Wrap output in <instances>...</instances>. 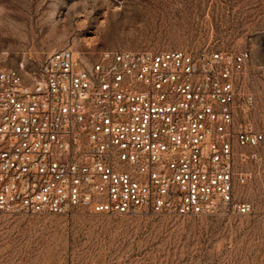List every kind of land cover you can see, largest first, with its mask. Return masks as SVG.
<instances>
[{
    "label": "built area",
    "instance_id": "2783aa9c",
    "mask_svg": "<svg viewBox=\"0 0 264 264\" xmlns=\"http://www.w3.org/2000/svg\"><path fill=\"white\" fill-rule=\"evenodd\" d=\"M248 50L64 48L0 64V212L250 214L264 166Z\"/></svg>",
    "mask_w": 264,
    "mask_h": 264
},
{
    "label": "rangeland",
    "instance_id": "374dc122",
    "mask_svg": "<svg viewBox=\"0 0 264 264\" xmlns=\"http://www.w3.org/2000/svg\"><path fill=\"white\" fill-rule=\"evenodd\" d=\"M71 48L248 50L264 127V0H0V64L36 70ZM239 195L250 214L0 212V264H264V166Z\"/></svg>",
    "mask_w": 264,
    "mask_h": 264
}]
</instances>
